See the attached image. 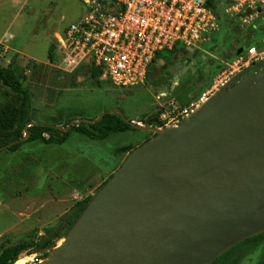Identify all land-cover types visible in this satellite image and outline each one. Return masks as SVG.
I'll return each mask as SVG.
<instances>
[{"label":"water","instance_id":"95a60500","mask_svg":"<svg viewBox=\"0 0 264 264\" xmlns=\"http://www.w3.org/2000/svg\"><path fill=\"white\" fill-rule=\"evenodd\" d=\"M238 45L225 62L243 52ZM106 114L155 137L132 151L45 264H212L264 233V65L235 76L176 128L136 124L121 110L86 122Z\"/></svg>","mask_w":264,"mask_h":264},{"label":"rangeland","instance_id":"374dc122","mask_svg":"<svg viewBox=\"0 0 264 264\" xmlns=\"http://www.w3.org/2000/svg\"><path fill=\"white\" fill-rule=\"evenodd\" d=\"M86 12L82 0H0L1 63L7 67L15 60L23 72V87L31 95L29 120L33 123L63 128L72 124L73 128L114 110H121L131 122L156 118L172 106L199 101L211 87L212 82L194 99L182 96L175 101L172 96L158 95L169 80L164 63L152 68L145 86L129 89L94 78L93 65L88 60L79 58L77 65L69 66L71 49L61 41L65 42L64 33L69 26ZM229 24L231 20L223 18L221 31L202 50L196 49L206 56L196 63L198 68L207 69L210 63L223 66L221 55L234 42ZM53 43L57 46V59L52 63L49 49ZM162 56L170 57L167 53ZM8 103L20 107L22 98L2 85L0 114ZM153 137V133L131 131L112 134L105 141H92L72 133L63 146L35 142L24 144L15 153L0 150V254L4 248L38 240L58 227L79 202L97 194L131 151ZM59 243L62 245L63 241H57L55 246ZM228 251L212 264L264 263V241H248ZM20 259H31L29 264L42 263L37 254L28 252Z\"/></svg>","mask_w":264,"mask_h":264},{"label":"built area","instance_id":"2783aa9c","mask_svg":"<svg viewBox=\"0 0 264 264\" xmlns=\"http://www.w3.org/2000/svg\"><path fill=\"white\" fill-rule=\"evenodd\" d=\"M87 12L64 33L71 49L68 65L88 60L100 79L119 89L145 86L158 55L180 49L202 50L221 31L223 18L241 32L264 26V0H82ZM245 43L242 39L234 41ZM65 43V44H64ZM246 45V44H245ZM77 51V55H73ZM264 65V37L226 62L209 90L196 102L163 113L161 129L176 128L226 83ZM208 96V97H207ZM160 128V126H159Z\"/></svg>","mask_w":264,"mask_h":264},{"label":"trees","instance_id":"16d2710c","mask_svg":"<svg viewBox=\"0 0 264 264\" xmlns=\"http://www.w3.org/2000/svg\"><path fill=\"white\" fill-rule=\"evenodd\" d=\"M229 27L230 29L228 31L232 35V40L236 41L242 39L247 47L257 44L259 40L264 37V26L259 24L245 32H241L237 27H234L233 29L232 24H229ZM179 49V47H176L172 52L160 53L158 55V60L166 62L168 59H165L162 55L165 53H173ZM56 50V44H51L49 49V60L52 63L57 59ZM101 75L102 71L93 67V77L100 79ZM23 79L24 74L16 67L15 60H13L12 63L6 67L2 65L0 58V87L2 85L6 86L13 93L20 95L22 98L20 107H17L12 103H8L5 105L0 114V145L2 147H7L12 143H16L21 140L25 136V128L33 123L29 120L31 95L23 87ZM186 105H183L182 107H185ZM159 117L160 116H158V119ZM151 120L152 119H148L145 121L144 125H147ZM131 131L138 132L133 127L126 124L118 114H106L102 120L96 123H85L79 126H74L67 132L54 127V125L36 124L28 128V137L24 142L14 144L12 147L8 148V151L15 153L24 144L35 142H41L47 146H63L69 140L72 133L86 136L92 141H105L112 134H121ZM150 139L151 138L146 139L141 145L148 142ZM131 153L132 151L130 154ZM112 177L113 176H111L109 180H111ZM108 181L104 183V186L108 183ZM102 188L103 186H101L96 193H98ZM92 198L93 196L87 197L83 201L79 202L70 214L61 219L58 227L49 230L38 240L26 241L4 248L0 254V264H16L24 252H28L29 255L37 254L40 261L46 260L50 256L54 244L61 240L70 231L75 222L89 205ZM248 241L262 242L264 241V233L246 240L240 243V245ZM240 245L238 244L236 247H239Z\"/></svg>","mask_w":264,"mask_h":264},{"label":"flooded vegetation","instance_id":"af4514ba","mask_svg":"<svg viewBox=\"0 0 264 264\" xmlns=\"http://www.w3.org/2000/svg\"><path fill=\"white\" fill-rule=\"evenodd\" d=\"M231 44L232 43H230V45ZM245 47H246L245 43H241L239 49H242L244 52ZM228 52H229V47L228 50L225 52V54L221 55L222 57L221 63L223 64V66L220 65L214 66L213 63H210L209 67L204 70L196 66L197 62L202 61V57H203L202 54L197 56L196 59H193L194 54L188 49H179L178 51L170 53L169 59L166 62H163L165 64L166 72L169 73L168 74L169 80L164 84V89L167 92L166 96H172V100L175 101H179V99H181L182 96L186 97L187 99L188 98L194 99L207 86H209V83L211 82L213 83L214 80L217 78V77L214 78V75L218 71H221L224 68L226 62L223 60V58ZM235 56H237L236 53L233 54V57L231 59H233ZM208 61H209L208 59L205 60L206 63H208ZM178 62H180L184 66V68L190 66L191 69L189 68L188 71L186 72H183V70L178 71V68H176ZM205 62L203 63L206 64ZM193 68L195 69L194 73L192 71ZM172 69L177 70L178 73H184L180 77L179 83L175 82ZM186 80H188V82H186ZM176 91L179 92L176 94Z\"/></svg>","mask_w":264,"mask_h":264},{"label":"bare ground","instance_id":"6f19581e","mask_svg":"<svg viewBox=\"0 0 264 264\" xmlns=\"http://www.w3.org/2000/svg\"><path fill=\"white\" fill-rule=\"evenodd\" d=\"M61 241H63L62 245L64 244L65 242V239H61ZM61 243L57 244L55 246H53L52 248V257L49 259V260H46V261H42L41 264H45V263H48L51 259H53L54 255L57 254L58 250L60 249V247L62 246ZM31 262V259H20L16 264H29Z\"/></svg>","mask_w":264,"mask_h":264},{"label":"crops","instance_id":"0c3cea01","mask_svg":"<svg viewBox=\"0 0 264 264\" xmlns=\"http://www.w3.org/2000/svg\"><path fill=\"white\" fill-rule=\"evenodd\" d=\"M162 63H163V61H162ZM162 93H166V94H167V92H166V90H165L164 88L161 90V92H159V94H158L159 97H160V96H163V95H164V96L166 95V94H162ZM159 99H160V98H158V100H159ZM160 114L162 115L163 113L160 112ZM161 115H160L159 119H158V117L155 118V117H151V116H150V117H148V118H145V119H142V120L135 121L134 123H136V124H140V125H144L145 121H147L148 119H154V118L160 121V119H161V117H162Z\"/></svg>","mask_w":264,"mask_h":264}]
</instances>
